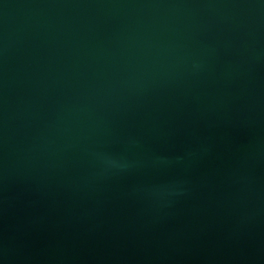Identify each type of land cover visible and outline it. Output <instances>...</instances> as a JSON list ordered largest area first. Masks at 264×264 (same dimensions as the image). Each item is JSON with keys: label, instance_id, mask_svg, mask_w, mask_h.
<instances>
[{"label": "water", "instance_id": "95a60500", "mask_svg": "<svg viewBox=\"0 0 264 264\" xmlns=\"http://www.w3.org/2000/svg\"><path fill=\"white\" fill-rule=\"evenodd\" d=\"M0 264H264V0H0Z\"/></svg>", "mask_w": 264, "mask_h": 264}]
</instances>
